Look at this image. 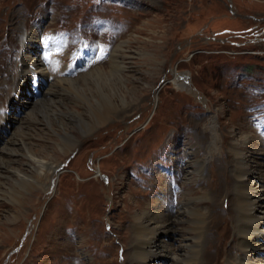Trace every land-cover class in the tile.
Masks as SVG:
<instances>
[{
	"label": "rangeland",
	"instance_id": "obj_1",
	"mask_svg": "<svg viewBox=\"0 0 264 264\" xmlns=\"http://www.w3.org/2000/svg\"><path fill=\"white\" fill-rule=\"evenodd\" d=\"M32 26L44 45L47 82L63 79L86 86V101L61 93L56 113L45 112V127L30 121L42 119L34 105L48 98L39 95V76L32 84L25 75L24 90L18 88L22 80L15 89L21 94L11 102L6 97L16 93L11 74L23 49L20 38ZM70 28L81 31L86 42L80 43ZM27 41H35L33 33ZM119 48L131 56L124 71L130 81L122 77L113 86L119 92L116 105L123 106L120 95L131 88L134 104L98 129L71 121L73 113L89 120L85 107L100 106L95 83L80 79L97 69L109 76L111 54ZM26 66L31 69L33 63L27 60ZM177 76L181 87L174 82ZM263 100L264 0H0V113H8L0 116V147L28 123L39 130L11 165L20 175L8 173L1 180L0 264H134V210L147 203L159 206L169 178L180 184L173 192L170 183L173 195L164 202L174 214L183 208L185 192L211 189L209 171L188 182L175 171L171 155L182 159L184 142L208 144L203 139L210 137L213 124L214 134H226L223 148L233 127L249 131L253 137L242 152L264 170V144L258 140L264 139ZM69 111L70 118L65 116ZM65 139L77 144L62 152ZM215 156L227 157L226 152ZM52 160L57 161L54 174L33 185L39 161ZM209 161L211 170L216 165ZM216 171L213 183L219 178ZM161 172H166L164 179ZM218 191L219 186L212 210L220 218L213 234L205 231L211 244L204 264H224L225 254L235 253L228 198ZM171 246L183 252L177 243ZM156 260L165 262L161 256Z\"/></svg>",
	"mask_w": 264,
	"mask_h": 264
},
{
	"label": "bare ground",
	"instance_id": "obj_2",
	"mask_svg": "<svg viewBox=\"0 0 264 264\" xmlns=\"http://www.w3.org/2000/svg\"><path fill=\"white\" fill-rule=\"evenodd\" d=\"M36 30L37 27L32 26V28L25 31L20 38V41L24 42L23 49L19 52L20 59L16 62L17 71L11 74L13 75L14 83L10 86L15 90L17 82L22 80L18 88L20 87V91H23L26 82L24 79L25 75L31 76L32 84L35 80V75L37 77L39 76L36 86L40 91L39 95H48V98H43L34 105L36 108L35 111L42 113V119L34 116L30 118V121L37 122L45 127L44 124L48 125L45 112L52 114L56 113L58 104H62L63 101V99H60L61 93L72 92L83 101L87 100L85 99L87 94L86 86H76L78 83L77 81H60L63 80L60 79L59 81L49 80L51 82H47L48 78L44 69L46 63L43 56L37 52L38 47H41V45L37 41ZM30 33L34 34L35 41L27 45ZM111 55L109 76H105L100 69H97L89 74L83 75L80 79L84 82L91 81L95 83L98 89V97L101 99L98 103L100 106L93 107L88 105L85 107V111L89 113V120L81 115H74L72 111H69L65 116L70 118V114L73 113V116L70 118L71 121L74 122L75 120L80 125L84 123L88 128L98 129L101 125L117 117L119 111L120 113H123V111L126 112L130 110L134 104V100L131 96L134 92L133 88L127 91L126 95H120V102L123 104L121 108H118V105H116V98L114 97L119 95V92L114 89L116 81H120L122 77L125 82L130 81V78L124 71L129 68L128 64L131 56L125 54L121 48L115 49ZM27 60L33 63V68L30 69L26 66ZM177 79L178 76L175 77L174 82H177L179 84L178 86L181 87L182 85ZM44 80L47 83L46 87L43 86ZM39 81H41V83H39ZM179 81H181V79ZM40 84L43 86L41 88L42 93L39 89ZM185 87L190 89V85H185ZM18 91V89L15 90V94L8 92L6 95L8 102L13 101L17 98V95L21 94V92ZM128 96H130V101H128ZM219 112L222 114L223 111ZM6 114L8 113H0V116L5 117ZM58 119H61V121L64 120L63 118ZM24 127L18 130L19 135L16 138H14V135L5 138L3 140V146L0 147V184L2 179L8 178V173H14L17 176L20 175L11 165L13 162H18L16 157L20 155L19 148L24 149L26 152L27 142L32 138H36L38 135L39 130L36 129L37 127L35 125L28 123ZM212 127L213 130L208 129L210 131V137L205 136L207 134V128L203 129L205 136L203 141L204 143L208 142V144H202V146L198 145L197 147L190 143L185 144L184 142L182 146V159L179 154H174V156L171 155L170 160L176 172L179 171L181 175L184 173L186 182L190 179H198L202 170L209 171L210 180L207 182L208 186L213 191L209 188L200 186V189L197 191L192 190L185 192L181 199L183 208L174 214V211L172 209L170 210L169 205L164 204V202L167 201V196H169V194L171 196L173 195L169 178L167 186L161 187L163 197L157 200L160 202L159 206L147 203L148 205L146 204V206L134 210L135 221L132 227L134 231V242L132 245L134 246V250H132V254L130 255V261L134 264H161L156 260L160 256L165 259L163 264H204V262H208L209 260L206 259V257H208L206 248L211 242L209 240V235L205 236V231L207 230L213 234L214 232L211 230L213 229V224L220 218L219 213H215L212 210L218 201V197L215 196L214 192L218 186L219 196L228 198V210L226 214L230 216L233 233L231 243L233 247H235V249L233 248L234 254L228 249L229 254H225L226 256H224V264H264V259L261 257V255H264L262 253L264 252V170L261 169L262 164L260 165L258 163L259 161L257 162L254 157L251 159L245 158L242 152L253 135L246 130L240 132L232 126L233 128L229 133L231 141L227 143L229 145L226 144L223 148L220 144H225L224 140L226 134L219 131L214 134L213 131L216 129L215 124H213ZM1 128L0 124V129ZM258 140H261L264 144L263 138L259 137ZM76 144L77 141L65 139L60 149L62 152H67V150H72ZM200 150H203L202 156ZM223 152H226L227 157L218 160L215 155ZM215 158L217 162H215ZM207 160H210L209 163L216 165V167H211L213 169L210 170L208 164L205 163ZM179 161L182 162L181 165L178 164ZM56 165L57 161L53 160L48 163L39 161L36 170L37 179L35 178L33 180V185L40 186V184H44L42 180L54 174ZM215 171V175L217 177L219 176V178L214 179L215 182L213 183L211 177L212 173ZM161 173L164 179L166 172ZM221 175H223V177H221ZM206 178H208V176ZM226 178L230 179V181L226 180ZM24 180L25 178H23V181ZM182 185V190L184 191L185 184L183 183ZM1 189L2 188H0V192ZM210 190L213 192L212 194L208 192ZM12 192L14 193V190ZM187 203H189V206ZM200 206L203 208H200ZM257 210H259V212ZM182 216H186V219ZM2 225L3 224H0V229L3 228L1 227ZM182 231L187 233L188 236L184 237L181 233ZM171 234L173 235L172 240L167 237V240L164 239L165 236ZM217 236L218 230L216 237ZM173 242L177 243L178 246L182 248V253H175L178 248H172L171 245H173Z\"/></svg>",
	"mask_w": 264,
	"mask_h": 264
}]
</instances>
